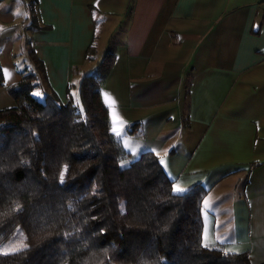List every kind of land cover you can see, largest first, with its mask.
<instances>
[{
    "label": "crops",
    "instance_id": "crops-1",
    "mask_svg": "<svg viewBox=\"0 0 264 264\" xmlns=\"http://www.w3.org/2000/svg\"><path fill=\"white\" fill-rule=\"evenodd\" d=\"M31 50L63 102L110 51L101 98L126 164L150 150L173 190L206 188L202 244L264 262V0H0V108Z\"/></svg>",
    "mask_w": 264,
    "mask_h": 264
},
{
    "label": "trees",
    "instance_id": "trees-1",
    "mask_svg": "<svg viewBox=\"0 0 264 264\" xmlns=\"http://www.w3.org/2000/svg\"><path fill=\"white\" fill-rule=\"evenodd\" d=\"M29 60L7 86L14 105L0 108V243L21 227L28 247L0 264H251L202 244L206 188L175 192L150 150L121 166L128 152L101 98L110 51L81 76L77 101L35 97L43 63L33 50Z\"/></svg>",
    "mask_w": 264,
    "mask_h": 264
},
{
    "label": "snow or ice",
    "instance_id": "snow-or-ice-1",
    "mask_svg": "<svg viewBox=\"0 0 264 264\" xmlns=\"http://www.w3.org/2000/svg\"><path fill=\"white\" fill-rule=\"evenodd\" d=\"M35 95L39 96L41 95L40 93H35ZM112 131L117 135L120 136V131L118 130V128L116 127V118L114 116V123H113V128ZM161 164H164L165 161L163 159H161ZM61 182H63V173L61 174ZM177 193H182L185 191L184 188L180 187L179 185H177L174 189ZM204 207L208 208L209 207V202L207 200L204 201ZM208 243L206 242L204 244V247H208ZM28 247L27 244L23 243V240H21L18 244L13 242V243H9L8 245H0V255H13V254H17L21 251H24L26 248ZM238 250L230 248L228 249L224 254L225 255H229V254H236Z\"/></svg>",
    "mask_w": 264,
    "mask_h": 264
},
{
    "label": "rangeland",
    "instance_id": "rangeland-1",
    "mask_svg": "<svg viewBox=\"0 0 264 264\" xmlns=\"http://www.w3.org/2000/svg\"><path fill=\"white\" fill-rule=\"evenodd\" d=\"M97 54H98V53H97ZM99 54H100V53H99ZM97 56H98L97 58H100V57L102 56V53H101L100 55H97ZM89 71H91V70H88V71H87V70H86V71H81V72H80V76H82V75H84V74H86V73H89ZM1 87H2V86H1ZM35 93H40L41 95L37 96V95H35ZM33 95H34L35 97H37L38 99H40V100H42V99L44 98V94H43V92H41V90H38V89L33 90ZM169 150H170V149H169ZM125 164H126V161H125V160H122V161H121V166H124ZM21 240H23V243L26 244L25 234H24L22 228H21V227H17V228L15 229L14 233L11 234V235L9 236V238L3 240V241L0 243V245H8L9 243H13V242H15V243L18 244Z\"/></svg>",
    "mask_w": 264,
    "mask_h": 264
}]
</instances>
